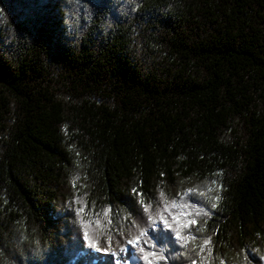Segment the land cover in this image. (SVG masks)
<instances>
[{"label":"trees","instance_id":"obj_1","mask_svg":"<svg viewBox=\"0 0 264 264\" xmlns=\"http://www.w3.org/2000/svg\"><path fill=\"white\" fill-rule=\"evenodd\" d=\"M148 252L264 264V0H0V264Z\"/></svg>","mask_w":264,"mask_h":264},{"label":"snow or ice","instance_id":"obj_2","mask_svg":"<svg viewBox=\"0 0 264 264\" xmlns=\"http://www.w3.org/2000/svg\"><path fill=\"white\" fill-rule=\"evenodd\" d=\"M172 204H173L174 207L176 206V202L175 201H173ZM161 218H162V220L164 219L163 216H161ZM164 222H165V224H167V221L166 220ZM145 235H147V233H145L144 231H141L139 233V236L136 237V240L138 241L140 237L145 236ZM177 235L179 236V233H177ZM164 239L165 238L163 236H161V237L158 238V240L161 243L164 241ZM128 243L129 244H132L135 247V244L133 243V240H129ZM90 246L91 247H95L96 248V251H101L102 250V249L96 247L95 244H91L90 243ZM104 251H106V249ZM140 251H144V249L141 248ZM120 252L127 253V252H129V249H127V248H121L120 249ZM112 255H116V253H112ZM132 255H134V254H132ZM149 256H152L154 259H161V258H163V254L162 253L159 256L155 252L145 253L144 260L146 261V264H153L152 260H149ZM130 259H131V256H130ZM116 264H121L120 260H117L116 261ZM124 264H128V262L125 261Z\"/></svg>","mask_w":264,"mask_h":264},{"label":"rangeland","instance_id":"obj_3","mask_svg":"<svg viewBox=\"0 0 264 264\" xmlns=\"http://www.w3.org/2000/svg\"><path fill=\"white\" fill-rule=\"evenodd\" d=\"M128 264H137L135 259H129L127 260Z\"/></svg>","mask_w":264,"mask_h":264}]
</instances>
